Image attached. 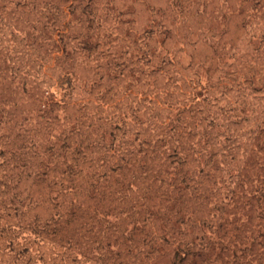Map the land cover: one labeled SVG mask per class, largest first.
I'll use <instances>...</instances> for the list:
<instances>
[{
    "label": "rangeland",
    "instance_id": "1",
    "mask_svg": "<svg viewBox=\"0 0 264 264\" xmlns=\"http://www.w3.org/2000/svg\"><path fill=\"white\" fill-rule=\"evenodd\" d=\"M205 134L226 180L184 169L219 211L186 197L193 218L176 216L167 184L131 169L139 190L104 185L117 146L170 178V145ZM230 168L254 190L264 174V0H0V264H264L257 199L230 204Z\"/></svg>",
    "mask_w": 264,
    "mask_h": 264
},
{
    "label": "trees",
    "instance_id": "2",
    "mask_svg": "<svg viewBox=\"0 0 264 264\" xmlns=\"http://www.w3.org/2000/svg\"><path fill=\"white\" fill-rule=\"evenodd\" d=\"M112 138V145H114L116 138L113 136ZM203 143H205V146L209 144L206 138V134L204 137H201L199 138V140H196L190 150H186L182 146L174 147L173 145H170L169 150L171 152L174 150L172 153V156L175 158L173 163L179 165L174 169L175 171L173 172V175L170 178H168L167 174L162 171V166H152L154 159L152 160L148 157H144V159H142L140 162H133V160L130 158L132 155L130 149L122 148V146H117L120 151L125 154H121V156H123L119 157L120 159L117 164H110L111 162L105 159L101 160V167L108 169L105 171V173H101L100 176L101 178H104V185H107L106 188L109 187L110 189H112L114 187V190L120 194L124 193V191L128 190V188L130 190V188H132L134 185H136L139 190V185L135 184L136 182L129 181V183L126 185V169H131L130 172H132L133 176L139 175L141 177L148 178V180L151 182L147 189L148 192L150 190H154V186H156L157 184H167V188L163 192L162 199L164 200L163 202H166L167 204L166 210H172L173 214H175L176 216L184 214V217H188L189 219L193 218V212L185 214V209L187 208L186 197L195 200V203H198L201 208H208L210 205H214V210L219 211L217 208V202L215 204L211 196L208 197V191L203 188L202 184H198L199 182L195 180L193 172L184 169L185 166L190 165L192 160H195V163L197 164L195 168H202V171H200L199 174H205V177L209 178L211 182H213L211 186H208L209 189H215L216 185H218V179H220L221 181L226 180V177L223 178L222 176H216V172L218 171V168L216 166L218 154H215V152L209 146L201 148V144ZM218 164L222 165V162H219ZM72 165L73 167H69V170L66 171L65 176L67 177V181L71 182V186H69L68 188L75 190L77 181L75 178L76 175L71 174V171L72 169H75L77 171H83V169L80 168L76 161H73ZM236 169L237 170H233L232 168H230V172L233 170L234 173H236L232 175L231 178H229L228 183V198L230 204L237 208V206L240 204V198H243L241 195H245L247 193L252 192L254 198L257 199L258 206L256 210L260 212L259 218L264 221V174L255 176V181L258 184V187L256 190H254L253 187H251L252 182H250V177L248 176L249 172L243 171L238 168ZM244 170H246V168H244ZM109 173L115 174L116 179L113 178L114 183L111 182L112 177ZM234 177H238L239 180L236 181ZM166 180L167 183H165ZM91 184V190L93 194L96 195V192L101 189L99 188L101 184L100 178L98 177V179L92 182ZM223 184H227V181L223 182ZM246 185L250 187L249 190L245 189L247 187ZM245 200H247V202L250 201L249 198H245ZM206 219H208L207 216H204L203 218H198L196 221L198 224L200 223V225L203 227L205 226ZM234 257L236 256L234 255Z\"/></svg>",
    "mask_w": 264,
    "mask_h": 264
}]
</instances>
